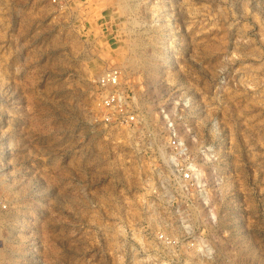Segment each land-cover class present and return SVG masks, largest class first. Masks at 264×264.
Returning a JSON list of instances; mask_svg holds the SVG:
<instances>
[{
	"label": "rangeland",
	"instance_id": "obj_1",
	"mask_svg": "<svg viewBox=\"0 0 264 264\" xmlns=\"http://www.w3.org/2000/svg\"><path fill=\"white\" fill-rule=\"evenodd\" d=\"M0 264H264V0H0Z\"/></svg>",
	"mask_w": 264,
	"mask_h": 264
},
{
	"label": "built area",
	"instance_id": "obj_2",
	"mask_svg": "<svg viewBox=\"0 0 264 264\" xmlns=\"http://www.w3.org/2000/svg\"><path fill=\"white\" fill-rule=\"evenodd\" d=\"M120 75L121 69L118 66H110L107 69H104L102 73L98 76V82L102 88L109 90L102 99L103 105L105 107L111 108L113 111L115 110V115L118 117V124H124L126 126L129 125L130 122L135 124L136 121V118L134 120L135 114L133 113V116L131 110L126 111V105L130 106V103H133L134 107L136 105L132 98L129 99L128 97L124 96V93L119 90ZM169 146L171 149V153L173 151L172 157L174 159H177V155L183 152V147L174 138L169 141ZM173 166L176 175H174L172 186L175 185L176 189L185 194V196L184 194H182L181 197H184L186 200L188 199L187 193H189L190 187H192L194 190H198L199 192H205L206 190H208L205 184H200L196 182L193 170L189 166H186L185 164L184 166H180L179 164H174ZM159 239L164 243H172L175 242L173 240H176L172 237L170 239L164 234L160 235Z\"/></svg>",
	"mask_w": 264,
	"mask_h": 264
},
{
	"label": "bare ground",
	"instance_id": "obj_3",
	"mask_svg": "<svg viewBox=\"0 0 264 264\" xmlns=\"http://www.w3.org/2000/svg\"><path fill=\"white\" fill-rule=\"evenodd\" d=\"M195 166H197V168L195 167ZM190 168H192L193 169V171H194V178L196 179V182L197 183H200L201 182V179H200V175H201V172H202V168L200 167V166H198V165H195V164H193L192 162H191V167ZM175 171V170H174ZM161 187H162V189L164 190V189H166L167 187H165V186H162L161 185ZM155 188V187H154ZM209 213H211L212 215H214V211H211L210 210V212ZM162 234V233H161ZM169 236V235H168ZM167 237V236H166ZM171 239V238H170Z\"/></svg>",
	"mask_w": 264,
	"mask_h": 264
}]
</instances>
